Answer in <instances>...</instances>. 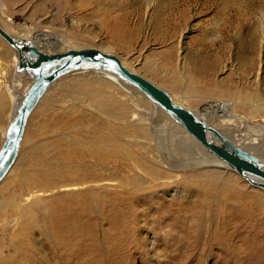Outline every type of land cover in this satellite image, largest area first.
<instances>
[{"label":"rangeland","instance_id":"374dc122","mask_svg":"<svg viewBox=\"0 0 264 264\" xmlns=\"http://www.w3.org/2000/svg\"><path fill=\"white\" fill-rule=\"evenodd\" d=\"M262 22L264 0H0V25L15 36L41 42L56 38L59 42L52 40L55 43L51 51L92 47L110 52L133 72L168 91L171 87L154 68L183 58L188 66L205 69V73L195 75L202 96V91L208 90L210 94L205 96L226 102L223 111L248 117L252 116L248 114L250 96L256 92L264 99ZM13 54L0 38L2 86H11L16 79ZM25 76L19 92L31 82ZM58 80L27 120L16 161L0 183V211L13 204L12 190L15 197L21 195L16 182L20 175L32 180L28 187L34 193L29 202L18 201L25 209L18 224L13 221L7 228H0V264L6 259H10L8 264H86L91 255L109 251L107 256H117L110 257L118 260L115 264H264L263 190L220 166L192 167L177 173L179 167H170L161 150L155 151L159 159L148 156V151L137 146L139 137L132 134L133 122L128 120L131 113L138 114L137 123L148 129L144 128L145 137L152 139L149 118L141 113H150L153 104L132 95L129 88L107 76L85 71ZM205 100L188 99L184 105L199 113L206 107ZM228 100L233 109L227 105ZM6 101L0 137L12 111L7 97ZM119 108L126 109L123 116ZM224 119L217 117L213 122L207 118L218 125ZM114 121L126 127L121 136L115 134L117 142L136 155L146 171L153 172V178L143 176L145 185H151L148 191L129 195L119 187V181L133 185L134 175L128 165L124 168L125 160L119 161V170L120 166L111 162L115 157H125L123 150L109 147L114 143L107 139L112 136L108 129ZM250 121H231L234 131L227 134L234 139L239 134L246 137L237 141V146H259L256 153L262 157L264 108H259ZM151 143L158 148L153 140ZM110 151L115 152L114 157ZM107 159L111 163L104 167L99 160ZM146 160L149 166L144 165ZM216 179L223 187L211 186ZM74 184L83 188L65 190ZM215 201L220 204L216 212ZM232 220V228L224 226ZM245 224L251 226V239L246 245L242 230ZM232 231L237 234L228 240ZM218 242L234 243V251L222 253L221 246L215 244ZM119 244L122 249L117 254L114 249Z\"/></svg>","mask_w":264,"mask_h":264},{"label":"bare ground","instance_id":"6f19581e","mask_svg":"<svg viewBox=\"0 0 264 264\" xmlns=\"http://www.w3.org/2000/svg\"><path fill=\"white\" fill-rule=\"evenodd\" d=\"M117 19V18H116ZM0 27L5 31L7 32L8 34L14 36V37H18L20 39H24V38H21L19 36H15L13 35L12 33L8 32V30H6L4 27H2L0 25ZM260 39H261V42L264 44V22H262L261 24V27H260ZM50 42H41V41H38L37 39H32V41H29L31 42L36 48L42 50L43 52H58V51H51L53 50V47H51V44L53 45L55 42L57 43V39L56 38H51L49 39ZM52 40H56L55 42H53ZM38 42H41V44H38ZM59 42V41H58ZM7 44V43H6ZM8 45V44H7ZM8 47H10L8 45ZM13 51H14V54L12 56V61H15L16 65L18 63V59H17V56H16V52L14 50V48L10 47ZM110 54V52H109ZM120 62V64L122 66H124L127 70H129L130 72L132 73H135L136 72H133V69L130 68L129 66L126 65V63L117 58ZM167 66H164V67H157V68H154L152 67V65H150V70H152L153 68L155 70H160L161 71V76L163 77L164 79V84L167 85V86H170L171 87V91H168L167 89H165V87L163 86H160L158 84H154L155 86H157L158 88L164 90L168 95L169 97L171 98V100L173 101V103L177 104V105H180L190 111H192L189 107H186L184 104L185 102H188V99H191L193 102L196 101V99L198 98H201L202 100H205L207 101V104H206V107H204V109H202L201 111H197L198 115L196 112L192 111L199 119H201L203 122L206 123L207 126L213 128L214 130H216L217 132L218 131H221L223 132L225 138H227L234 146H237L238 145V142L239 140L241 139H245L246 137H240V134L237 136L238 138L234 139L230 134H227V133H230L231 131H234V125L233 123H231V121H237V119H243L244 123H247V122H251L250 121V118L254 117L258 114V110L259 108H264V99H260V97L257 95V93L255 92L253 95L250 96V100L252 101L250 103L251 105V111L250 115H252L251 117H248L247 115L243 116V115H240V113H236L233 112L232 110H225L223 111L224 109V106H225V103L224 101H220V100H214V98L212 97H208V96H205V95H208L210 94V92L208 90H205V91H202L203 93L205 92V94L202 96L201 93H200V85L198 83H196L197 81H199L197 79V77H195V75H198V73H205V69H202L201 67L195 65V64H192L190 66L187 65L186 61L183 59V58H179L178 61L176 63H171V62H167L166 63ZM85 71L87 72H95L97 74H101V75H104V76H107L108 79H112L116 84L119 83L120 85L124 86V87H127L129 88L128 92H130L132 95H136V96H139V98H141V100L143 101H146L147 103H151V105L153 104V106H149V109H150V113H146V114H142L143 116H146L147 118H149V123H147V125L150 127V132L152 133V136L153 138L150 139V138H146L145 136V129L148 130L147 128H143L141 126H139L140 124L137 123V121H139L138 119V114L136 113H131L130 116H129V120L128 122H133V124H131V129L133 131L132 134H137L138 135V141L136 142L137 143V146H140V148L142 147V149H145L146 151H148V156H150V154L153 156V157H156L157 159H159L158 156L156 155H159L158 153L155 154V151L157 149L161 150V152L163 154L162 157L163 158H166L167 159V163L168 165H170V167H173V168H178L179 170L176 171L177 173L178 172H183L185 170H188V169H191L192 167H195V168H201V167H223V168H226L228 170H230L231 172H233L231 169H229L226 165H224L223 163H221L219 160H217L214 156H212L211 154L207 153V151H205L194 139H192L178 124H176L175 122L172 121V119H170L161 109H159L154 103H152L151 101H149L148 99H146L141 93H139L137 90H135L134 88L130 87L129 85H127L125 82L119 80L117 77H115L114 75L106 72V71H101V70H89V69H81V70H77V71H72V72H69L61 77H64L67 75H71V74H79V73H84ZM25 73H22V72H18L16 73V76L15 78L16 79H13L12 81V85L9 86V85H4L0 87V123L3 122V118H4V113H5V109H6V97L9 99V105L12 107V111L8 117V126H4V129L3 131L1 132V143L4 141V139L6 138L7 136V133H8V130L10 128V125H11V122H12V119L21 103V101L23 100L24 96H25V93H26V90L28 88V86L31 84V82H26L24 88L21 90V92H19V88H22V81L21 78L22 77H26ZM139 75V74H137ZM28 76V75H27ZM141 76V75H139ZM29 77V76H28ZM60 77V78H61ZM142 77V76H141ZM30 78V77H29ZM58 78V79H60ZM144 78V77H143ZM57 79V80H58ZM145 79V78H144ZM31 80V78L29 79ZM28 80V81H29ZM55 80V81H57ZM111 80V81H112ZM147 81H149L148 79H146ZM54 81V82H55ZM59 81V80H58ZM53 82V83H54ZM150 82V81H149ZM260 82H262L260 80ZM1 83V82H0ZM53 83H51L47 89H45L44 93L41 95V97L39 98V100L37 101V103L35 104V106L33 107V109L31 110V112L29 113L28 115V118L27 120L29 119L30 115L33 113V111L37 108L39 102L41 101V99L43 98V96L46 94V92L48 91L49 87H51L53 85ZM3 87V91H2V88ZM203 88V86H202ZM208 89V88H207ZM131 90V91H130ZM5 93V94H3ZM181 96L184 97V99H180L179 100V97L181 98ZM211 96V95H210ZM138 98V97H137ZM101 105V103H99ZM227 105H230V109H233L232 108V103L230 100H228V104ZM135 106L137 107V105L135 104ZM139 109V108H137ZM146 109V107H145ZM126 110L125 108L123 109H120L119 108V114H121L122 116L124 115L123 114V111ZM136 110V108H135ZM141 110V109H140ZM147 110V109H146ZM104 113H109V111H106V110H103ZM111 111V110H110ZM113 111H116V110H113ZM129 111V110H128ZM139 112V111H138ZM141 112V111H140ZM114 113V112H113ZM144 113V112H143ZM215 113H218V115H214ZM116 114V113H115ZM140 114V113H139ZM109 117L111 116V114H108ZM118 115V114H117ZM128 115V114H126ZM125 115V116H126ZM149 115V116H148ZM107 117V116H105ZM115 118V116H113ZM121 117V116H120ZM118 117V118H120ZM217 117L220 118V117H223V118H226L224 120H222L223 122H220V125L218 124H213V122H217ZM117 118V117H116ZM117 118V120H118ZM207 118L211 119L213 122H210L207 120ZM235 118V119H233ZM121 119V118H120ZM106 120V119H105ZM145 120V118H144ZM108 121V120H107ZM120 121V120H119ZM228 121V122H226ZM27 122V121H26ZM110 122V121H109ZM136 122V123H134ZM112 123V121H111ZM115 123V121L113 122V124ZM3 124V123H2ZM111 124L110 125V129L108 130H111L112 132V136H107L109 138L107 139H111L110 141H112L114 144H112L111 146L109 145L110 148H114L115 150H123L125 152V157L124 158H117L115 157L114 159H111V162L113 163V165H119L117 167L118 170L121 168V163L119 161L121 160H125V164L123 165L124 168H126L125 166H129L130 167V170L132 172V174L134 175V179L132 178V184L133 185H128L125 186L123 182L119 181V187L122 189V190H126L128 192L129 195H136L138 194L140 191H148L147 190V187L151 185H145L146 184V181H145V178L143 177L144 175L145 176H149L151 178H153V172L152 171H146V169L142 166V163H138V160L136 157V155L132 156L130 154L131 151H128L126 146L124 145H121V142H117V140L114 138L115 137V134H119L123 131H125L124 129H126V127L123 129V127H121V124L119 125H116V124ZM124 124V123H123ZM5 125V124H3ZM26 125V123H25ZM125 125V124H124ZM142 125V124H141ZM109 126V125H108ZM107 126V128H108ZM144 126V125H143ZM218 126H221L220 128H218ZM248 126V125H247ZM260 126L261 125H257L256 127L259 128V130H262L260 129ZM250 127V126H248ZM256 127H253L252 129L256 130ZM257 128V129H258ZM24 129H25V126H24ZM23 129V132H22V135H21V138L19 140V143H18V147H17V150H16V156H15V159L13 160L12 164L10 165V167L8 168V170L5 172V174L2 176V178L0 179V183L4 180V178L6 177V175L8 174V172L10 171L12 165L14 164V162L16 161V158H17V155H18V149L20 147V143H21V140H22V137L24 135V130ZM220 129V130H219ZM230 129V130H229ZM131 131V132H132ZM127 132V131H126ZM262 132V131H260ZM259 132V133H260ZM101 134V133H100ZM105 134V133H104ZM107 134V133H106ZM128 134V133H127ZM130 134V133H129ZM129 135V136H132ZM264 134V129H263V133ZM126 135V134H125ZM151 135V134H150ZM222 135V134H221ZM121 136V135H120ZM119 136V137H120ZM258 136V135H257ZM123 137V136H122ZM125 137V136H124ZM207 137L208 139L212 140V141H215L212 137L208 136L207 134ZM101 138V136H100ZM118 138V137H117ZM127 138V137H126ZM131 138V137H129ZM98 139V137H97ZM128 139V138H127ZM133 139V138H132ZM105 140V139H104ZM153 140V142L155 144H157V147L158 148H154V144L151 143ZM107 141V140H106ZM105 141V142H106ZM123 141V140H121ZM104 142V141H103ZM129 142V141H127ZM134 142V141H133ZM96 143V142H95ZM99 143V142H98ZM109 143V142H107ZM130 143V142H129ZM135 143V142H134ZM123 144V143H122ZM1 145V144H0ZM104 145V144H103ZM89 146H92V145H89ZM96 146V145H95ZM134 146V145H133ZM98 147V145H97ZM106 147H108L106 145ZM135 147V146H134ZM133 147V148H134ZM240 147V146H238ZM241 147L243 148H246L248 151L249 154L255 156L256 158L259 159L260 163H262L264 165V152L262 154V157L261 156H258V154L256 153L257 149H261V147L259 146H252L251 144L250 145H241ZM240 147V148H241ZM91 148V147H90ZM128 148H130L128 146ZM103 149V148H102ZM136 149V147H135ZM262 149H264V147H262ZM91 150V149H90ZM94 150V149H92ZM91 150V151H92ZM99 150V149H98ZM108 150V149H107ZM245 150V149H244ZM99 151H102L101 149ZM105 151V150H104ZM246 151V150H245ZM108 152V151H107ZM135 152V151H134ZM157 152V151H156ZM259 152V151H258ZM94 153V151H93ZM114 153L113 151H110V156H113L114 157ZM123 153V152H122ZM107 154V153H106ZM109 154V153H108ZM121 154V153H120ZM146 155V156H147ZM97 156V155H96ZM160 156V155H159ZM95 157V156H94ZM93 157V158H94ZM103 157H105L103 155ZM106 158V157H105ZM144 158V157H143ZM100 159V157H99ZM104 159V158H103ZM109 160L110 159H107V161H103V160H99L101 161L103 164H104V167L105 166H108L110 163H109ZM165 160V159H164ZM142 161V160H141ZM144 165H148L149 166V162L144 161ZM124 163V162H123ZM113 167V166H112ZM107 168V167H106ZM105 168V169H106ZM116 168V167H114ZM107 170V169H106ZM117 170V169H116ZM174 170V169H173ZM121 172V171H120ZM158 172V171H156ZM169 175H172V174H175V172H168ZM234 173V172H233ZM155 174V173H154ZM164 175V173H162ZM235 174V173H234ZM237 175V174H235ZM214 177H217L216 174H213ZM238 176V175H237ZM166 177V176H165ZM168 177V176H167ZM239 177V176H238ZM250 180L252 181H255V182H258V183H261V181L257 178H254V177H250V176H247ZM150 178V179H151ZM241 178V177H240ZM130 179V178H128ZM160 179V178H159ZM173 179V177L171 178ZM242 180H244L246 183L247 181L243 178H241ZM167 180V179H166ZM29 181L31 182L32 180L29 179L28 176H25L24 175H20L17 179V185L18 187H21V189H19L21 192H20V196L18 197H15V191L12 190V195H11V199H12V205L9 207V208H4L3 210L0 211V228L1 230L2 229H5L7 228V226L15 221V225L18 224V220L20 219V215L21 213L25 212V209L24 207H21V205H19V202L18 201H22V202H29V200L31 198H33V190H29L30 187H28L30 184H29ZM103 181V180H102ZM109 181V180H108ZM124 181V180H122ZM224 181V180H223ZM222 181V182H223ZM105 182V181H104ZM114 182V180H113ZM112 182V183H113ZM152 182V181H151ZM160 182V181H159ZM103 184V182H101ZM107 183V182H106ZM112 183H108V184H112ZM33 184V182H32ZM78 184V183H77ZM115 183H113L114 185ZM162 184V183H161ZM217 184L218 187H223L221 186L220 184V181L219 179H216L214 180V182L211 184V186H213L215 189H217L218 187H215L214 185ZM224 184V182H223ZM249 184V183H247ZM35 185V184H34ZM33 185V186H34ZM99 185V184H98ZM166 185V184H165ZM225 185V184H224ZM250 185V184H249ZM90 186V185H89ZM102 186V185H101ZM106 186V184L104 185ZM107 186H110V185H107ZM118 186V185H117ZM124 186V188H123ZM163 186V185H162ZM252 186V185H250ZM66 187V186H65ZM254 187V186H252ZM80 188H83L82 185L81 187L80 186H76L74 184V186H70V187H66L65 190L66 191H76ZM85 188V187H84ZM142 188H145L144 190ZM256 189H261L259 187H255ZM89 190V189H88ZM263 190V189H261ZM17 191V190H16ZM153 191V190H152ZM264 191V190H263ZM227 192V190H225V193ZM221 195L218 194L217 198H219ZM135 197V196H134ZM24 199V201L22 200ZM136 199V198H135ZM134 199V200H135ZM137 202H141V201H138V199H136ZM18 203V204H16ZM137 205V204H136ZM220 204L218 203V201H215L214 202V212H216L218 210V208H220L219 206ZM123 207V206H122ZM1 208V207H0ZM132 212V211H131ZM11 213V214H10ZM124 214V213H123ZM246 214V213H245ZM7 215H12L11 216H7ZM17 216V219L14 218V216ZM131 217L134 219L135 218V215L134 213H131L130 214ZM7 216V217H6ZM131 219V218H130ZM129 222V221H128ZM119 223H122V222H119ZM235 221L232 220V221H227L226 225L224 223V226L225 227H228V229L232 228L231 225H234ZM27 224V223H26ZM118 224V223H117ZM125 224V223H124ZM127 224V223H126ZM28 225V224H27ZM127 226V225H126ZM131 226V225H130ZM125 227V226H123ZM251 226H249V224H245L244 227H243V233L246 234L245 236V240L243 241V244H247L248 241L251 239L250 238V235H251V231L249 230ZM115 228V227H114ZM122 228V226H121ZM139 228V227H138ZM125 229V228H124ZM129 229V228H128ZM131 229V228H130ZM0 230V231H1ZM122 230V229H120ZM126 230V229H125ZM112 231V230H111ZM129 231V230H128ZM114 232V231H113ZM127 232V231H126ZM125 232V233H126ZM133 232V231H131ZM128 233V232H127ZM119 234V233H118ZM132 234V233H131ZM235 234H237L236 231H232L230 234H228V237L227 239L228 240H231L233 238V236H235ZM0 235H2L0 233ZM114 235V234H113ZM121 235V234H120ZM119 235V236H120ZM130 235V234H129ZM117 237V236H116ZM121 237V236H120ZM119 237V238H120ZM114 238V237H113ZM118 238V237H117ZM122 238V237H121ZM125 239V238H124ZM116 239H114L113 241H115ZM137 242L139 241L140 242V239H136ZM121 241V240H120ZM136 243V242H135ZM114 244V243H113ZM130 244V243H128ZM133 244V243H131ZM217 245H220V250H222L224 253V251H227L231 253V251H234V246L232 242H218V243H215ZM124 245V244H123ZM137 245V244H136ZM214 245V244H213ZM138 246V245H137ZM111 247V246H110ZM126 247H128L126 245ZM116 249V253L119 254L120 253V250L122 249V245L119 244L118 247H115ZM112 249V248H111ZM126 249V248H125ZM113 250V249H112ZM113 250V251H114ZM139 250V249H138ZM247 248L244 250L246 251ZM107 251V250H105ZM109 251V250H108ZM112 251V252H113ZM143 251V248L142 250ZM110 252V251H109ZM108 252V253H109ZM226 252V253H227ZM107 253V254H108ZM122 253V251H121ZM105 252H99V254H97V256H90L87 260H86V264H108L110 262V264H115L114 262H117L118 260H114V259H110L111 255H108ZM115 254H113L112 257H114ZM107 256V258H106ZM111 257V258H112ZM117 258V256H115ZM114 257V258H115ZM106 259V260H105ZM6 262H10V259H6L4 261L5 264H8Z\"/></svg>","mask_w":264,"mask_h":264},{"label":"water","instance_id":"95a60500","mask_svg":"<svg viewBox=\"0 0 264 264\" xmlns=\"http://www.w3.org/2000/svg\"><path fill=\"white\" fill-rule=\"evenodd\" d=\"M0 38L16 52L18 63L15 72L27 74L32 81L12 119L7 136L0 145V179L15 159L28 115L45 89L69 72L89 69L106 71L137 90L178 124L207 153L250 185L264 190V165L258 158L243 148L234 146L219 132L207 126L192 111L173 103L164 90L127 70L120 64L117 57L109 52L92 47L67 49L62 52H43L28 40L14 37L1 27ZM207 134L215 141L208 139ZM247 176L257 178L261 183L252 181Z\"/></svg>","mask_w":264,"mask_h":264}]
</instances>
